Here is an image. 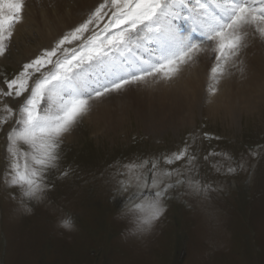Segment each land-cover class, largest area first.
Here are the masks:
<instances>
[{
  "label": "rangeland",
  "instance_id": "rangeland-1",
  "mask_svg": "<svg viewBox=\"0 0 264 264\" xmlns=\"http://www.w3.org/2000/svg\"><path fill=\"white\" fill-rule=\"evenodd\" d=\"M167 2L178 11L104 0L43 44L36 26L0 42V264H264V101L227 120L200 105L189 123L160 127L126 108L118 80L107 89L120 88L110 106L125 105L123 122L93 132L76 115L66 142L42 111L45 90L135 43Z\"/></svg>",
  "mask_w": 264,
  "mask_h": 264
},
{
  "label": "bare ground",
  "instance_id": "bare-ground-1",
  "mask_svg": "<svg viewBox=\"0 0 264 264\" xmlns=\"http://www.w3.org/2000/svg\"><path fill=\"white\" fill-rule=\"evenodd\" d=\"M103 1L51 0L50 10L47 9L49 0H0L1 22L10 20L14 13L22 15L16 16L18 23L13 27L2 29L0 42L5 43L7 33H11V41H14L23 35V28L36 26L39 27L38 43L43 44L48 31L54 36L61 24L92 12ZM181 1L175 0L178 8ZM252 2L260 1L247 0L246 5ZM220 3L225 4L223 0ZM20 4L24 9L21 7V10ZM169 5L163 11L166 13L159 14L153 23L143 27L135 43L125 44V51L117 48V52L114 50L108 56L82 65L63 82L45 90L42 111L53 120L51 128L59 138H65V142L71 139L72 118L83 113L85 121L96 132L103 127L107 131L116 130L117 126L113 125L123 122L122 114L132 105H136L137 113L141 112V118L151 120L152 125L163 127L170 123L178 127L189 123L200 105H204L203 113L211 116L222 110L227 120L263 103L264 9L259 8V14L243 9L227 32L215 33L211 27L213 16L205 13L204 7L196 8V14L187 13L185 29L178 30L172 21L179 18L180 9L176 11ZM195 18L205 25L200 32H212L207 39H198L197 44H192L189 25L197 20ZM177 48H183L184 52L178 53ZM14 58V61L20 59L19 56ZM0 63L7 64V59L0 58ZM135 75L140 76L134 78ZM118 80L122 81L119 87L133 96L126 104L127 109L120 101L110 106L112 100H117L114 94L120 88L109 91L107 88ZM97 89L98 93L89 94ZM89 95L93 96L85 100L84 96Z\"/></svg>",
  "mask_w": 264,
  "mask_h": 264
}]
</instances>
